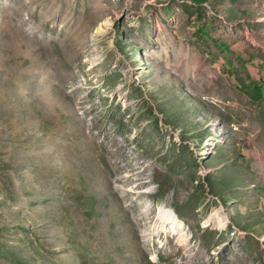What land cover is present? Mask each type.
<instances>
[{"label":"rangeland","instance_id":"obj_1","mask_svg":"<svg viewBox=\"0 0 264 264\" xmlns=\"http://www.w3.org/2000/svg\"><path fill=\"white\" fill-rule=\"evenodd\" d=\"M254 85L264 0H0V264H264Z\"/></svg>","mask_w":264,"mask_h":264},{"label":"bare ground","instance_id":"obj_2","mask_svg":"<svg viewBox=\"0 0 264 264\" xmlns=\"http://www.w3.org/2000/svg\"><path fill=\"white\" fill-rule=\"evenodd\" d=\"M143 170L144 172L140 171L139 166L129 164L128 169L122 171V173L116 177L114 181V189L117 192H114V196L117 198L119 202H122V198L118 195V193L119 194L125 193L126 189H129L132 194H136L138 197L147 196L148 192L140 191L141 188L146 184V179L144 178L143 175H145L148 168L144 167ZM109 185H110V182H109ZM170 204L171 202L169 200V202L167 203V206H170ZM148 220H149V211L140 210L139 221L145 224L146 223L151 224V222H149ZM180 221L181 220H179L176 214H173L172 217L169 214V217L167 215L160 216L157 223H161L162 225H164V227L173 225L175 230L182 231L183 224ZM162 232H164V230H162V227L157 229L158 234H161Z\"/></svg>","mask_w":264,"mask_h":264},{"label":"trees","instance_id":"obj_3","mask_svg":"<svg viewBox=\"0 0 264 264\" xmlns=\"http://www.w3.org/2000/svg\"><path fill=\"white\" fill-rule=\"evenodd\" d=\"M255 88V91H256V94H258L260 97L262 96V94L264 93V89L262 86H257V85H254L253 86Z\"/></svg>","mask_w":264,"mask_h":264}]
</instances>
